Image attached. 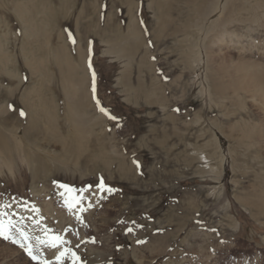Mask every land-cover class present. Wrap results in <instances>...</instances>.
I'll return each mask as SVG.
<instances>
[{"label": "rangeland", "instance_id": "obj_1", "mask_svg": "<svg viewBox=\"0 0 264 264\" xmlns=\"http://www.w3.org/2000/svg\"><path fill=\"white\" fill-rule=\"evenodd\" d=\"M14 1L39 9L23 23L0 0V118L10 123L0 151L14 175L0 166V264H264V0H228L217 21L199 18L200 0ZM129 11L141 35L132 51ZM24 45L43 60L38 74L23 65ZM58 48L91 102L75 154L29 129L21 102L39 79L58 136L75 137L64 106L80 96L52 62ZM52 236L63 242L52 247Z\"/></svg>", "mask_w": 264, "mask_h": 264}, {"label": "bare ground", "instance_id": "obj_2", "mask_svg": "<svg viewBox=\"0 0 264 264\" xmlns=\"http://www.w3.org/2000/svg\"><path fill=\"white\" fill-rule=\"evenodd\" d=\"M33 1H36V0H31L30 3H32ZM243 1H247V0H243ZM20 2L21 1H14L13 0V2H12V6H13L12 13L14 14L15 17L22 19V21L24 23L26 17H28L31 14L32 10H33V12H34V10L36 11L37 9H39V6H38L37 2L33 4V8L31 6V4L30 5L27 4L28 2H24L21 4H20ZM187 2H189L190 4L192 3L194 5V3H196V0H187ZM227 2H229V1L228 0H200L199 2H197L196 7L195 6H193V7H195V11H197L198 16H200L199 18H202V19L212 18L211 20L217 21V19L220 17L221 13L223 12L224 8L227 7L226 6ZM39 3H40V9H42L43 5L41 2H39ZM244 3H246V2H244ZM190 4H188V5H190ZM158 5H160V2H159V4H157V6ZM260 6H262V5H260ZM150 7H152V6H150ZM243 7H245V6H243ZM70 11H68L67 9L66 10L63 9L62 15L63 16L65 14L68 15L71 13ZM167 11H168V9L164 8V5H162L161 7L158 6L157 10L154 11L155 13L153 12L155 17H156V20L160 23V26L166 25V19H168V16H169ZM244 11H246V10H244ZM71 17H73V16L71 15ZM127 19H128L127 20V22H128L127 29H126V32H125L123 38L128 43L127 47L130 48L132 51V50H135V46H138L139 44H141V43L138 44L139 40H141L140 39L141 35L139 33V29H138L137 24H136V19L134 18V15L131 11L128 12ZM43 27H44V25H43ZM32 31L33 30L32 29L30 30L27 25H24L23 32L25 33L27 39L31 38V35H29L28 33L32 32ZM34 36H35V33H34ZM194 45H196V43ZM25 46L26 45L21 47L22 54L23 55L27 54L26 56H22L23 65L30 72L38 74L39 70L41 69V66H42L41 63L43 62V60L40 57L36 58L35 56H33L32 50L26 51ZM80 54L81 53L79 52V55ZM196 55H198V54H196ZM80 57L82 58V54ZM51 59H52V62L54 63V65L57 67L59 74L63 78L62 80L63 81L69 80V84L71 82L72 88L73 89L75 88V90L77 92L76 94H78L80 96V97L77 96L78 98H76V96L74 97L73 95L70 94L71 96L67 97V101L65 100V106H64L65 107V118H64L65 124L68 126V128L70 130L72 129L75 137L73 136L74 138H70V140H66V139H62V138H60V136H58V133H57L58 130L56 131V129L53 125L57 119V115H56L57 113L55 112V110H54L55 107L53 106L52 103H51V105L53 106L52 111H51V109L47 110V108H48L47 106H49V105H47V101L49 99L47 100L46 96H48V95L44 96L42 94L43 91L41 90V85H39L40 84L39 79H38V85L36 87L33 85L32 89L30 87L31 90H28V91H26L27 93L22 94V101L21 102L24 105V110H26L25 111L26 115L28 117H30L29 121L32 118V120L30 121L31 126H29V129L33 128L35 130V132L37 131L41 134L42 138L47 139L49 141H53L54 143L61 146L66 151L65 152L66 154L70 153V152L75 154L81 150V147H82V150H86L85 148H83V146H78V145L83 142L85 135L87 133H90L89 127H88V123L90 124V122H88V120H90L91 118L86 119V115H88L90 112L89 107H91V104H90L91 102L89 101V98H88V95L86 92V86L84 84L86 76L84 73H83V75H81V74L76 75L74 73L76 66L73 64L74 62L73 63L71 62L68 54H66V51L62 50V48L56 49V51L53 52V54L51 55ZM7 62H9L8 51H6L5 47L3 46V42L0 41V64L7 63ZM82 65L83 64H81V66ZM81 66H78V67H81ZM82 71H83V69H82ZM12 75H13V73H12ZM71 85H70V87H71ZM67 86H69V85H67ZM261 86H262V89L264 91V88H263L264 82L261 83ZM32 91L34 93H36V95H37L36 99L37 100H35V101H38V103H39V105L36 107V110L34 108L35 106H33V104H31V102H29L30 101L29 95H31L30 93ZM70 91L72 92V90H70ZM33 92H32V94H33ZM67 93H69V91H67ZM33 98H35V96ZM51 99H52V97H51ZM36 120L37 121L40 120L42 122V125L37 124ZM8 124H10V123H8V118H5V117L0 118L1 127L7 126ZM73 133H71V134H73ZM15 139H16V137H15ZM14 142L17 143V144H15L16 146H20L21 140L16 139V140H14ZM1 143H2V141H1V137H0V145H1ZM109 149H108V151L110 152ZM70 155L72 156V154H70ZM6 162H8V159L0 151V166L5 165L7 167L8 172L10 173V175H13V173L11 172V170L8 167V164ZM31 162H32V160H31ZM27 164L29 167L32 165L29 161H27ZM33 166H34V164H33ZM34 169H35V167H34ZM32 171L34 172L35 170H32ZM42 171H44V170H42ZM30 174H31V172H30ZM42 174H44V173H42ZM34 175H37V174H35V172H34ZM260 198H259V200H260ZM246 202L248 203V200ZM256 207H257V205H256ZM262 209H264V208H262Z\"/></svg>", "mask_w": 264, "mask_h": 264}, {"label": "snow or ice", "instance_id": "obj_3", "mask_svg": "<svg viewBox=\"0 0 264 264\" xmlns=\"http://www.w3.org/2000/svg\"><path fill=\"white\" fill-rule=\"evenodd\" d=\"M70 39H71V37H70ZM89 51H91V49H89ZM89 69L90 70L92 69L91 63H89ZM92 77H93V93L95 94V78H96L95 71L92 72ZM94 98H95V95H94ZM97 106L99 107V102H97ZM8 107H9L10 110L13 109V105L12 104H9ZM100 111L101 112H104L105 114H107V110L104 109V108H100ZM19 115L20 116H24L25 113L21 110L19 112ZM111 118L112 119H115V117H111ZM134 163H137V162L134 161ZM137 167H139L138 163H137ZM62 187L68 189V191H71V189L68 188L67 185H62ZM97 187L103 189L105 187L104 184H103V181H101V183L99 185H97ZM108 191H112V189H108ZM0 236H4L5 239H8V237L5 235L4 225H3V222L2 221H0ZM62 242L63 241H62V238L60 236H52V237H49V243L51 244L52 247H56L58 243H62ZM20 247L23 248L28 253V255L32 257V259H37V257L35 255H33L31 249L28 248V247H26L25 244H21ZM60 255L62 256V255H64V253H61ZM59 258L60 257L58 256L57 259H59Z\"/></svg>", "mask_w": 264, "mask_h": 264}]
</instances>
